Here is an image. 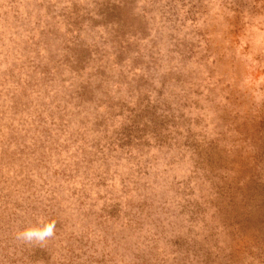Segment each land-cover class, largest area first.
<instances>
[{"label": "rangeland", "instance_id": "rangeland-1", "mask_svg": "<svg viewBox=\"0 0 264 264\" xmlns=\"http://www.w3.org/2000/svg\"><path fill=\"white\" fill-rule=\"evenodd\" d=\"M0 264H264V0H0Z\"/></svg>", "mask_w": 264, "mask_h": 264}, {"label": "clouds", "instance_id": "clouds-1", "mask_svg": "<svg viewBox=\"0 0 264 264\" xmlns=\"http://www.w3.org/2000/svg\"><path fill=\"white\" fill-rule=\"evenodd\" d=\"M51 234H52V227L51 226H49L45 231H42V232H40V231H29L26 233V235L30 238L31 237L44 238V237L51 235Z\"/></svg>", "mask_w": 264, "mask_h": 264}]
</instances>
